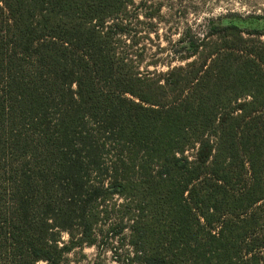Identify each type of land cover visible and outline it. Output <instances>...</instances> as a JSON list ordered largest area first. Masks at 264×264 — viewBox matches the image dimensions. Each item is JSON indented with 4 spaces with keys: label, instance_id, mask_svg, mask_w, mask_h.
I'll list each match as a JSON object with an SVG mask.
<instances>
[{
    "label": "trees",
    "instance_id": "1",
    "mask_svg": "<svg viewBox=\"0 0 264 264\" xmlns=\"http://www.w3.org/2000/svg\"><path fill=\"white\" fill-rule=\"evenodd\" d=\"M134 7L0 0V264H264L262 33L213 25L156 74Z\"/></svg>",
    "mask_w": 264,
    "mask_h": 264
},
{
    "label": "rangeland",
    "instance_id": "2",
    "mask_svg": "<svg viewBox=\"0 0 264 264\" xmlns=\"http://www.w3.org/2000/svg\"><path fill=\"white\" fill-rule=\"evenodd\" d=\"M133 10L134 32L127 44H136L131 52L142 71L160 74L181 65L178 58L189 40L203 36L213 25L237 24L262 33L264 40V0H135ZM68 241L69 235L62 233L61 242ZM67 257L70 264H126L121 249L85 246Z\"/></svg>",
    "mask_w": 264,
    "mask_h": 264
}]
</instances>
